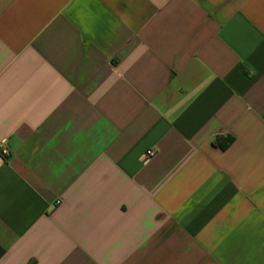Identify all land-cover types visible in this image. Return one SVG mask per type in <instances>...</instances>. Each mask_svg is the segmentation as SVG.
I'll return each mask as SVG.
<instances>
[{
  "label": "crops",
  "instance_id": "obj_1",
  "mask_svg": "<svg viewBox=\"0 0 264 264\" xmlns=\"http://www.w3.org/2000/svg\"><path fill=\"white\" fill-rule=\"evenodd\" d=\"M0 264H264V0H0Z\"/></svg>",
  "mask_w": 264,
  "mask_h": 264
},
{
  "label": "trees",
  "instance_id": "obj_2",
  "mask_svg": "<svg viewBox=\"0 0 264 264\" xmlns=\"http://www.w3.org/2000/svg\"><path fill=\"white\" fill-rule=\"evenodd\" d=\"M232 141H233L232 138L223 139L221 137H218L215 139L213 144L217 147L222 148V149H226L230 145V143H232Z\"/></svg>",
  "mask_w": 264,
  "mask_h": 264
},
{
  "label": "built area",
  "instance_id": "obj_3",
  "mask_svg": "<svg viewBox=\"0 0 264 264\" xmlns=\"http://www.w3.org/2000/svg\"><path fill=\"white\" fill-rule=\"evenodd\" d=\"M1 152L3 153V155H8L9 154V150L6 148L5 145L1 146ZM155 154V152L153 150H148L147 151V156H153Z\"/></svg>",
  "mask_w": 264,
  "mask_h": 264
}]
</instances>
